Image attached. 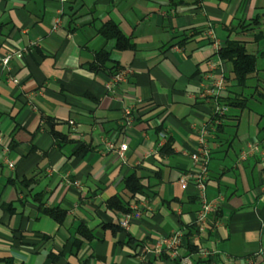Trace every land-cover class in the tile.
<instances>
[{
	"label": "crops",
	"instance_id": "obj_1",
	"mask_svg": "<svg viewBox=\"0 0 264 264\" xmlns=\"http://www.w3.org/2000/svg\"><path fill=\"white\" fill-rule=\"evenodd\" d=\"M58 5L0 0V258L15 264H247L264 250L263 167L239 157L249 142L264 141L261 121L239 134L243 114L230 112L224 130L210 136L207 198L220 203L202 235L195 226L201 201L194 187L182 189L180 176L196 170L190 155L214 108L198 94L217 61L211 29L222 43H247L258 58L250 85L264 93V0H70L62 29L53 32ZM254 19L255 29L242 33L241 24ZM108 22L134 50L119 51L100 35ZM102 50L131 71L125 83L114 85L112 72L88 68ZM15 52L21 55L5 67L3 58ZM49 119L63 139L53 136ZM169 140L173 154L163 156ZM124 144L122 159L117 152ZM132 174L146 190L130 207L142 206L143 214L124 229L123 215L108 202L130 199L125 180ZM45 209L64 212L63 222ZM177 232L185 245L179 258L166 249L157 255L159 241ZM203 250L212 255L202 257Z\"/></svg>",
	"mask_w": 264,
	"mask_h": 264
},
{
	"label": "built area",
	"instance_id": "obj_2",
	"mask_svg": "<svg viewBox=\"0 0 264 264\" xmlns=\"http://www.w3.org/2000/svg\"><path fill=\"white\" fill-rule=\"evenodd\" d=\"M59 5L57 9V17L52 31L58 32L62 29L65 17V7L70 0H58ZM209 38L211 44L215 50L217 61H212L210 69L200 81L199 97L202 99L213 102L214 108L211 112L210 120L204 124L198 135V146L195 151L190 155L191 162L195 166L196 170L189 171L180 176V184L182 189L187 190L190 186L194 187L199 199L201 201V208L198 212L195 226L199 234H204L207 230L209 219L213 213L218 209L220 201H209L207 198V185L209 182V169L211 163L212 149L209 141L213 132L217 131L218 127L224 123L225 116L229 113V107L222 103L221 98L227 88V79L225 72V64L220 59L219 51L222 48V42L215 35L211 29L209 31ZM21 52L10 53L3 58L2 63L5 67H8L14 57L20 56ZM130 70H121L113 76L111 82L114 85L123 84L126 82ZM219 73V74H218ZM125 119L128 125L133 122L134 115L132 111L127 110L125 112ZM109 148L115 150L114 144L110 143ZM128 149V145H121L118 155L125 159V153ZM257 159L263 167L261 185L262 192H264V141H252L249 142L246 148L241 152L239 160L246 162L250 159ZM10 167H13L10 164ZM143 208L136 204L131 207V212L124 214L121 218L120 225L124 229H128L130 223L133 220H138L142 217ZM184 235L182 232H177L172 237L164 238L159 241L156 246L155 253L160 255L163 249L168 250L174 258H179V253L182 247ZM202 257H208L212 255L206 250L200 252ZM247 264H264V250L259 251L254 256L247 260Z\"/></svg>",
	"mask_w": 264,
	"mask_h": 264
},
{
	"label": "trees",
	"instance_id": "obj_3",
	"mask_svg": "<svg viewBox=\"0 0 264 264\" xmlns=\"http://www.w3.org/2000/svg\"><path fill=\"white\" fill-rule=\"evenodd\" d=\"M259 19H254L251 22H244L241 24L240 30L242 33H246L249 30H254L258 25ZM100 35L105 40H113L116 43V49L119 51H132L135 46L131 43L130 39L126 37L119 26L114 22H108L100 31ZM259 35H254V42L257 43L260 40ZM220 59L224 64L229 66L230 72L226 76L227 88L225 93L227 96L221 98L222 103L226 104L230 111L224 118V123L218 127L217 131L224 130L225 122L230 116V112L233 110L244 111L249 107L251 97L247 94L249 89L255 90L254 94H257L264 101V93L259 91L257 87L252 88L250 85L253 76L258 70V58L251 54L247 49V43L239 39L228 38L222 43V48L219 51ZM93 72H112V75H116L122 70L119 65L114 64L110 59V53L102 50L96 52L95 60L88 67ZM114 71V72H113ZM231 83L228 88V83ZM264 117V114L262 115ZM48 123L51 128V133L57 139H63L60 134L54 131L55 124L50 119ZM264 130V128H262ZM160 154L168 156L173 154L172 142L169 140L166 145L161 149ZM125 190L128 192L130 199L124 200L123 198L114 197L109 200L108 206L111 210L119 212L124 215L131 212V202L139 195H144L146 187L142 183V179L137 175L132 174L125 180ZM44 212L53 217L57 222H63L65 213L59 210L45 209ZM84 233V232H83ZM191 252H196L192 246L189 245ZM0 264H15L14 260L10 257L0 258Z\"/></svg>",
	"mask_w": 264,
	"mask_h": 264
},
{
	"label": "rangeland",
	"instance_id": "obj_4",
	"mask_svg": "<svg viewBox=\"0 0 264 264\" xmlns=\"http://www.w3.org/2000/svg\"><path fill=\"white\" fill-rule=\"evenodd\" d=\"M255 90L253 89H249L247 91V94L249 95V97H251L250 102H249V107L244 110V111H239V110H233V113H239V114H243L242 119H241V124L239 129V134H243V133H248V131L252 128L253 123H254V119H258L257 122H260V125L262 126V128H264V117H262V115L264 114V107L260 104L261 103V99L257 94H254V97L252 96V94L254 93ZM235 133L237 132V130L235 129L234 131Z\"/></svg>",
	"mask_w": 264,
	"mask_h": 264
}]
</instances>
